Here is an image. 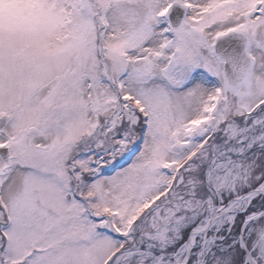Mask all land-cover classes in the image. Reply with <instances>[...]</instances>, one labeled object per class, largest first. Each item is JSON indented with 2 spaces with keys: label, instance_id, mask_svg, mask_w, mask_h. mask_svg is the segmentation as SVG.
Wrapping results in <instances>:
<instances>
[{
  "label": "snow or ice",
  "instance_id": "1",
  "mask_svg": "<svg viewBox=\"0 0 264 264\" xmlns=\"http://www.w3.org/2000/svg\"><path fill=\"white\" fill-rule=\"evenodd\" d=\"M0 264H264V0H0Z\"/></svg>",
  "mask_w": 264,
  "mask_h": 264
}]
</instances>
